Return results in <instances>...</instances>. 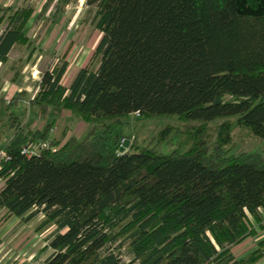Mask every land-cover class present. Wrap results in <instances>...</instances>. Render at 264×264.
I'll return each mask as SVG.
<instances>
[{"label":"trees","instance_id":"1","mask_svg":"<svg viewBox=\"0 0 264 264\" xmlns=\"http://www.w3.org/2000/svg\"><path fill=\"white\" fill-rule=\"evenodd\" d=\"M71 1L47 0L38 13L29 0L0 4V26L7 22L0 64L18 45L31 55L58 52L52 44L38 47L43 35L33 33L58 22ZM87 5L76 33L95 29L101 36L72 82L65 84L74 37L61 64L43 70L34 97L26 90L9 101L0 97L13 130L0 139L9 155L0 167V226L44 215L36 231L54 227L39 250L45 264H256L264 240L244 257L234 249L264 232V152L228 155L229 120L210 146L202 134L217 118L237 117L264 139V0ZM27 97L43 117L69 110L91 125L89 132L61 140L51 135L54 123L26 124L16 105ZM132 114L200 124L170 153L136 138L121 152L128 137L106 122ZM50 138L38 153L23 152Z\"/></svg>","mask_w":264,"mask_h":264},{"label":"rangeland","instance_id":"2","mask_svg":"<svg viewBox=\"0 0 264 264\" xmlns=\"http://www.w3.org/2000/svg\"><path fill=\"white\" fill-rule=\"evenodd\" d=\"M42 1L29 0L30 3L38 7ZM1 2L7 4L9 0H0ZM77 6L78 2L75 0L71 7L69 20L60 19L58 22L50 24L51 26L46 30L39 26L36 32L33 33L34 36L40 33L43 35V39L46 38V42L43 39L41 40V38L38 39L36 45L41 47L44 44L43 47L48 48L50 44L58 42L61 39V35H64V33L67 35L69 22H72L73 17L76 15L77 18L73 21L74 25H72V29L75 32L72 34L75 44L68 48V45L65 47L59 46V51L56 53H52L49 50L44 52L37 50L32 55L30 47L25 45L16 46L9 55V62L0 64V97L9 101L21 90H26L29 97H34L39 91L38 82L41 79L43 70L52 68L56 64H61L62 59H60L59 55L64 52L65 48L68 49L67 57L70 62L65 84L69 85L72 82L75 77L74 70L84 64L101 36L100 32L95 29H89L84 35L81 32L76 33L80 26L82 12L89 8V6H84L83 11L78 14ZM6 26L7 22H4L0 29L3 30ZM69 39L71 37L65 39V44L69 42ZM29 97L26 100L19 101L18 105H16L17 114L26 124L36 128H45L47 124L54 123L51 135H56L61 140L63 138L65 140L72 135L84 138L89 132L91 125L72 115L69 110L56 112L51 109L48 115L43 117L40 110L30 104ZM230 98L231 95L224 96V100H229ZM10 119L5 107L0 108V139L2 143L7 141L12 135L13 130L9 127ZM226 120L233 122L231 126L232 139L226 146L228 155L240 149L264 152V139L255 136L250 130L240 127L237 123V117L217 118L207 123V127L202 134L206 144L210 146L217 140L219 127ZM106 123L112 124L116 133L128 137L130 140L129 146L132 139L136 138L137 144H152L161 153H170L177 149L181 140H184L187 136V133L200 124L197 121L181 120L176 115L142 118L136 114ZM188 147L189 145L181 150L185 151ZM43 217L44 215L39 214L27 225H19V220L15 218L0 226V264H45L47 254L40 256L39 250L42 249L46 237L52 232L54 227L52 226L42 233L37 232L36 228ZM25 237H27V240L22 247H19ZM260 240H264V232L257 238L247 239L243 244L235 247L234 251L238 256L244 257L256 247V243ZM124 259L129 260V257L125 256ZM256 264H264V257Z\"/></svg>","mask_w":264,"mask_h":264},{"label":"crops","instance_id":"3","mask_svg":"<svg viewBox=\"0 0 264 264\" xmlns=\"http://www.w3.org/2000/svg\"><path fill=\"white\" fill-rule=\"evenodd\" d=\"M47 0H43L42 2H41V5L38 7L37 5L35 6L34 5V7H35V9H36V11H37V13L38 12H40L41 11V9H42V7H43V5H44V3L46 2ZM57 1V0H56ZM75 0H72L68 5H67V7H66V11L64 12V14L62 15V17L60 18V19H67V20H69V18L71 17V16H69V14H70V12H71V5H72V3L74 2ZM10 2V3H9ZM9 2L7 3V4H5L4 2H1L0 4H2V5H4V6H6V5H9V4H11L12 2H13V0H9ZM81 13V12H80ZM78 14H79V12H78ZM77 18V16L75 15L74 17H73V20H72V22H69V30H68V32H67V35H65L66 33H64V35H61V39H59V41L58 42H55V40H54V44H52V46H51V50H53V49H55V48H57V46H61V47H65L67 44H65V39L68 37H71L72 38V34L73 33H75L74 31H73V29H72V25H73V21L75 20ZM43 39V38H42ZM45 42H46V38H44L43 39ZM68 40V39H67ZM70 40V39H69ZM44 42V43H45ZM44 44H42V46H43ZM41 46V47H42ZM45 51V50H44ZM44 51H42V52H44ZM0 183H1V180H0Z\"/></svg>","mask_w":264,"mask_h":264},{"label":"built area","instance_id":"4","mask_svg":"<svg viewBox=\"0 0 264 264\" xmlns=\"http://www.w3.org/2000/svg\"><path fill=\"white\" fill-rule=\"evenodd\" d=\"M87 0H77L78 2V6L76 7L77 11L80 13L83 11L84 9V6H88L87 3H86ZM73 4V3H72ZM86 4V5H85ZM72 6V5H71ZM74 25V24H73ZM137 115H139V113H136ZM53 132V130H52ZM51 141V138L45 142V143H41V144H35V145H32V146H29V147H25L23 149V152L28 155V156H31L33 154H36L40 151L41 148L43 147H47L49 142ZM9 158V155L6 151V149L0 147V167L2 166V163L7 160Z\"/></svg>","mask_w":264,"mask_h":264},{"label":"water","instance_id":"5","mask_svg":"<svg viewBox=\"0 0 264 264\" xmlns=\"http://www.w3.org/2000/svg\"><path fill=\"white\" fill-rule=\"evenodd\" d=\"M129 142L130 140L129 139H124V142L120 148V151L123 152L128 146H129Z\"/></svg>","mask_w":264,"mask_h":264}]
</instances>
